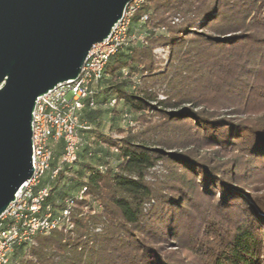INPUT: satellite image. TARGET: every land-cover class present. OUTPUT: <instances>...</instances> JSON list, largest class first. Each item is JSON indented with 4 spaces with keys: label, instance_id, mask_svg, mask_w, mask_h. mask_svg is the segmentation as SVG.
Returning <instances> with one entry per match:
<instances>
[{
    "label": "trees",
    "instance_id": "16d2710c",
    "mask_svg": "<svg viewBox=\"0 0 264 264\" xmlns=\"http://www.w3.org/2000/svg\"><path fill=\"white\" fill-rule=\"evenodd\" d=\"M128 31L41 181L73 227L6 264H264V0H143Z\"/></svg>",
    "mask_w": 264,
    "mask_h": 264
},
{
    "label": "water",
    "instance_id": "95a60500",
    "mask_svg": "<svg viewBox=\"0 0 264 264\" xmlns=\"http://www.w3.org/2000/svg\"><path fill=\"white\" fill-rule=\"evenodd\" d=\"M131 0H0V214L32 176L36 99L74 80Z\"/></svg>",
    "mask_w": 264,
    "mask_h": 264
},
{
    "label": "built area",
    "instance_id": "2783aa9c",
    "mask_svg": "<svg viewBox=\"0 0 264 264\" xmlns=\"http://www.w3.org/2000/svg\"><path fill=\"white\" fill-rule=\"evenodd\" d=\"M142 3L143 0H131L126 5L109 35L92 45L74 80L57 84L36 99L31 120L32 176L20 186L14 199L0 214V264L8 262L15 245L34 243L36 235L61 226L65 230L73 227L70 219L73 199L66 198L65 206L54 215L50 206L44 205L48 188L41 181L51 167L55 143H62V162L71 164L76 160L78 110L100 81L109 58L134 38L128 30L132 16ZM114 103L115 99H112L110 104ZM127 122L132 121L128 119ZM57 170L54 168L51 175L54 176Z\"/></svg>",
    "mask_w": 264,
    "mask_h": 264
},
{
    "label": "rangeland",
    "instance_id": "374dc122",
    "mask_svg": "<svg viewBox=\"0 0 264 264\" xmlns=\"http://www.w3.org/2000/svg\"><path fill=\"white\" fill-rule=\"evenodd\" d=\"M177 17H175L174 18V21H177ZM141 20H145V17L143 16V17H141ZM160 31L162 30V28H160L159 29ZM143 35H140L139 36V38H141ZM153 52H154V54L156 55V58H158V59H161L162 60V62H161V64H164L165 62H166V58H167V53H168V51H167V49L166 48H163V47H155L154 48V50H153ZM159 98H163L164 97V95H163V93H159V96H158ZM262 112H264V110L262 111ZM128 121V117H126L125 118V120H121V124H122V126H123V128H124V130L125 129H127V128H129V127H133L134 126V128L135 129H139V128H141L142 127V124L140 123V122H131V123H128L127 122ZM107 127V126H106ZM107 129L105 128V131H106ZM112 136H117V134L114 132V131H112ZM152 171H155V172H157V173H164L165 171H166V169H165V167H164V165L161 163V162H159L153 169H152ZM251 193H252V196L254 197V196H258V194H257V192H254V191H251ZM247 200H249L248 198H247ZM249 202V201H248ZM256 210V209H255ZM257 212H260V210L259 209H257ZM261 213V212H260ZM96 230H99V228H97Z\"/></svg>",
    "mask_w": 264,
    "mask_h": 264
}]
</instances>
